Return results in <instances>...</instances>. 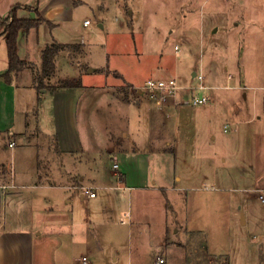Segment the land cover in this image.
<instances>
[{"label": "rangeland", "instance_id": "rangeland-1", "mask_svg": "<svg viewBox=\"0 0 264 264\" xmlns=\"http://www.w3.org/2000/svg\"><path fill=\"white\" fill-rule=\"evenodd\" d=\"M74 8L67 25L55 33L41 26L28 45L33 50L36 41L38 46H79L80 51L56 55L55 74L44 88L81 77L84 87L73 94L77 114L75 106L70 119L83 153L70 160L96 198L85 196L75 205L74 219L81 227L73 244L61 234L40 240L38 246L54 256L39 257V262L80 264L85 256L87 264H150L160 255L168 264H179L175 247L152 241L164 231L168 241H180L177 214L196 212L197 224L226 234H214L213 240L223 245L218 250L230 264H264V204L254 189L248 190L264 172V102L252 101L264 94V0H87ZM85 20L89 24L83 27ZM27 66L39 74L33 63ZM171 77L181 86L202 84L209 102L160 112L145 95L134 97L130 91L147 79ZM42 97L46 109L50 94ZM257 111L261 118L249 120ZM47 112L41 110L50 127L53 116ZM38 114L35 108L33 117ZM138 134L164 150L139 152L149 156L150 181L142 189L122 191L116 182L122 163L116 151L112 159L110 150L134 148ZM46 157L39 156L41 177L53 161ZM253 188L263 189L264 179ZM32 192L35 209L47 205L40 199L50 191ZM187 251L186 264H194L191 248Z\"/></svg>", "mask_w": 264, "mask_h": 264}, {"label": "crops", "instance_id": "crops-1", "mask_svg": "<svg viewBox=\"0 0 264 264\" xmlns=\"http://www.w3.org/2000/svg\"><path fill=\"white\" fill-rule=\"evenodd\" d=\"M86 2L87 0H39L38 13L51 25L42 23L37 29L20 32L17 37L19 57L27 63H33L35 70L40 71L41 51L46 45H39V47L36 41V48L33 50L32 45H28L29 38L35 32L37 39L38 31L43 25L51 27V33H55V30L71 21L75 4ZM15 5L21 7L16 12L17 17H35L34 11L24 9V6H32L33 0H5L3 4H0V16L6 17ZM83 27H85L84 22ZM52 38L56 40L53 35ZM30 51L36 54L35 58L29 55ZM7 68L5 38L0 35V264H43L39 262V257L44 260L45 257H52L54 254L53 250L49 254L46 246H38L41 243L40 240L50 235L61 234L64 238L69 236V242L73 244L77 240L76 233L81 227L80 219H74L75 205L84 200L82 188L94 190L92 186L84 184L85 177L81 176L77 169L75 170L74 165L71 166L74 162L71 163L70 160L72 154L83 153L77 139L78 132L73 130L75 128L72 129L74 117L73 120L70 119V114L74 116L75 106L77 114V102L73 94H76L78 87L53 92L40 91L34 79L35 75L28 66L6 83L1 76ZM93 72L95 70L88 73ZM192 75L194 76V72ZM75 80L78 79L75 78ZM82 87L84 86L81 85L80 88ZM46 94H50V98L47 108L43 109L44 97L42 96ZM254 100L262 104L264 94H256L252 98L253 102ZM35 108L39 111L36 118L33 117ZM41 110L51 112L52 126L45 127L43 123L45 115L41 114ZM240 112L246 113L247 110ZM257 114L258 111L253 113L249 120H252L254 116L260 119L261 117ZM139 136L141 138H137L134 148L110 150L112 159H116V154L113 153L116 151L122 163L121 172L116 174L117 188L122 191L142 189L150 181L148 179L149 156L139 152H143L146 148L164 150V145H158L155 148V143L146 138V135L138 134ZM40 155L53 159L50 167H46L44 177H41L39 172ZM144 159L147 162L146 167H143ZM131 166L135 168L131 169ZM117 168H119L118 165ZM176 179L180 181L179 178ZM263 179L264 172L258 175L253 184H249L248 190L255 189L253 187L261 184ZM33 190L50 191L41 195L40 201L47 202L46 206L35 209L38 204L35 206L37 198ZM64 190L74 194L72 193L70 197L68 193L60 192ZM95 198L96 195L90 199ZM59 200L61 203L58 202ZM195 213L192 215L188 212L180 216L177 214L178 219L174 220L176 221L174 225L175 232L182 235L180 241H168L164 231L161 237L152 241L153 244L175 247L179 251V264H186L188 261L187 248H191L194 264H214V262L230 264L229 256L218 250L220 247L224 249L223 245L217 244L216 239L213 240L214 234L221 232L225 237L226 234L219 230L220 228L197 224L194 220ZM164 216L167 217L166 209ZM39 218L41 222H38ZM157 257L163 256H154L150 264ZM165 261L168 264L167 257Z\"/></svg>", "mask_w": 264, "mask_h": 264}, {"label": "trees", "instance_id": "trees-1", "mask_svg": "<svg viewBox=\"0 0 264 264\" xmlns=\"http://www.w3.org/2000/svg\"><path fill=\"white\" fill-rule=\"evenodd\" d=\"M38 1L39 0H33L32 6H24L25 10L35 12L34 18L17 17L16 12L21 8L19 5L13 6L6 17L0 16V35H3L5 38L8 63L7 71L1 77L6 83H9L13 76H16L27 66V63L22 60L18 54L17 37L19 33L37 29L42 23L51 25L50 22L45 21L38 13ZM64 50H79V46L52 42L42 49L40 71L38 75L36 74L34 76L38 90H48L44 88V81L49 80L54 75L55 57L60 51ZM74 87H81L80 80L76 82L63 80L57 87H53L48 91L53 92L59 89Z\"/></svg>", "mask_w": 264, "mask_h": 264}, {"label": "built area", "instance_id": "built-area-1", "mask_svg": "<svg viewBox=\"0 0 264 264\" xmlns=\"http://www.w3.org/2000/svg\"><path fill=\"white\" fill-rule=\"evenodd\" d=\"M89 21H84V25H88ZM175 54L178 53V47L174 48ZM194 76L201 81V75L194 73ZM206 88L200 84L196 87L181 86L175 77L168 79H147L137 87L130 89L133 96L145 95L152 105L162 112H171L179 107L189 106L198 107L209 102V96L206 94ZM12 146V144H10ZM113 168H117V164H113ZM5 187V186H4ZM83 195L90 198L95 197L94 190L82 188ZM258 200L264 204V188L254 189ZM80 264H87V258L83 256ZM152 264H166L163 257H157Z\"/></svg>", "mask_w": 264, "mask_h": 264}, {"label": "water", "instance_id": "water-1", "mask_svg": "<svg viewBox=\"0 0 264 264\" xmlns=\"http://www.w3.org/2000/svg\"><path fill=\"white\" fill-rule=\"evenodd\" d=\"M88 72H91V69H90ZM42 91H43V90H42Z\"/></svg>", "mask_w": 264, "mask_h": 264}]
</instances>
